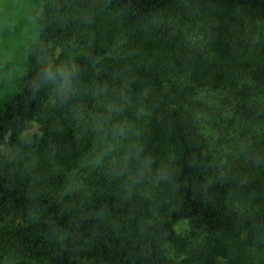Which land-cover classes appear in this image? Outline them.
<instances>
[{"label":"trees","instance_id":"trees-1","mask_svg":"<svg viewBox=\"0 0 264 264\" xmlns=\"http://www.w3.org/2000/svg\"><path fill=\"white\" fill-rule=\"evenodd\" d=\"M29 1L0 264H264V0Z\"/></svg>","mask_w":264,"mask_h":264},{"label":"rangeland","instance_id":"rangeland-1","mask_svg":"<svg viewBox=\"0 0 264 264\" xmlns=\"http://www.w3.org/2000/svg\"><path fill=\"white\" fill-rule=\"evenodd\" d=\"M35 11L36 7L29 0H0V79L7 73L9 76L12 75L20 68L29 45L35 40L33 37L36 27ZM40 129L41 126L35 124L26 136L37 135ZM32 218L34 216L29 218L20 215L15 220L26 223ZM176 230L181 236L187 237L190 233L188 222H180ZM13 263L15 261L7 259L2 264Z\"/></svg>","mask_w":264,"mask_h":264}]
</instances>
